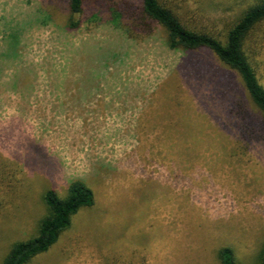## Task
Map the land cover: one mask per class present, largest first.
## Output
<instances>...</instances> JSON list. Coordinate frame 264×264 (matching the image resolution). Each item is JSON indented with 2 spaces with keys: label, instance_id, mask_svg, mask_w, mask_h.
<instances>
[{
  "label": "rangeland",
  "instance_id": "1",
  "mask_svg": "<svg viewBox=\"0 0 264 264\" xmlns=\"http://www.w3.org/2000/svg\"><path fill=\"white\" fill-rule=\"evenodd\" d=\"M220 1L204 19L197 0L185 4L198 25L223 31L254 2ZM65 16L50 19L39 0H0V263L36 235L45 193L64 198L76 181L96 208L29 264H218L225 246L254 257L264 143L239 141L240 78L157 37L66 32ZM10 44L15 55L3 58ZM259 76L264 85V66Z\"/></svg>",
  "mask_w": 264,
  "mask_h": 264
},
{
  "label": "trees",
  "instance_id": "2",
  "mask_svg": "<svg viewBox=\"0 0 264 264\" xmlns=\"http://www.w3.org/2000/svg\"><path fill=\"white\" fill-rule=\"evenodd\" d=\"M39 1L50 19H56L57 13L66 15L62 23L66 32L78 31L84 24L106 26L137 43L157 37L173 53H210L223 68L236 73L246 94V99L232 105L239 141L246 145L264 143V85L259 76L264 66V0H254L223 31L198 25L191 18L194 11L185 0ZM197 3L200 6L197 17L201 19L203 11L225 8L220 0H197ZM13 46L4 48L3 58L15 55L8 50ZM43 198L46 212L37 224L36 235L15 243L0 264H29L37 256L50 252L71 229L80 212L96 208L95 193L79 181L68 186L64 198L56 189L47 191ZM215 255L218 264H264V237L252 258L242 259L229 246L219 248Z\"/></svg>",
  "mask_w": 264,
  "mask_h": 264
}]
</instances>
